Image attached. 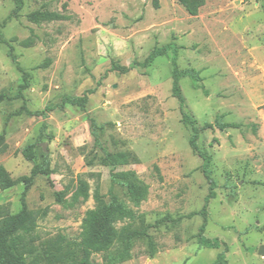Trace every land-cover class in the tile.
I'll return each mask as SVG.
<instances>
[{"label":"rangeland","instance_id":"1","mask_svg":"<svg viewBox=\"0 0 264 264\" xmlns=\"http://www.w3.org/2000/svg\"><path fill=\"white\" fill-rule=\"evenodd\" d=\"M17 7L16 0H0V135L7 144L0 165L13 179L30 175L33 162L22 150L34 142L40 160L50 159L26 196L40 264H73L86 251L96 264H213L224 251V245L197 243L209 183L172 92L174 48L178 68L202 77L203 88L180 81L186 112L200 127L218 116L241 124L205 129L198 140L212 156L217 182L205 235L227 244V264H264L258 254L264 244V0H205L197 15L178 0H23ZM42 8L72 18L31 22L28 15ZM31 35L33 45H23ZM10 45L21 69L8 55ZM165 46L166 53L146 63ZM22 70L29 82L23 96ZM86 93L85 109L61 106L65 96ZM47 107L53 109L46 116L30 113ZM90 118L104 125L100 146ZM106 152L129 160L112 165ZM113 174L146 185V198L136 205ZM23 189L22 183L0 189V204L19 213ZM111 194L135 219L117 220L116 239L93 247L83 220L97 196L108 203ZM145 227L157 253L149 256L148 239L136 237L132 257L115 263L122 234Z\"/></svg>","mask_w":264,"mask_h":264},{"label":"trees","instance_id":"2","mask_svg":"<svg viewBox=\"0 0 264 264\" xmlns=\"http://www.w3.org/2000/svg\"><path fill=\"white\" fill-rule=\"evenodd\" d=\"M18 7L21 8L23 0H16ZM178 2L185 7L190 15H197L201 7L205 4V0H178ZM67 7V4H64V8ZM16 13V12H15ZM72 16L68 13H62L58 11H52L46 8L38 9L31 12L28 15V19L35 23L41 24L42 22H53L61 20H70ZM35 36L31 35L29 38L23 41V45L31 46L35 42ZM3 42L2 33L0 31V43ZM8 55L11 57L12 61L16 66L21 69L17 57L13 52V46H9ZM168 50V46L163 48H156L148 56L146 63H150L156 57L163 55ZM172 78L173 86L172 92L174 97H176L180 104V109L182 112V121L189 125L192 130V134L189 140L190 147L192 150L199 155L202 159V172L209 183V193L205 198V204L203 209L199 212L200 215L204 217V222L199 228L197 234V243L201 247L207 248H220L221 245H224V251L220 253L217 259L213 264H227L225 253L228 252V246L225 242H222L218 238H209L205 235L207 219H208V204L211 199H214L217 195L216 188L217 182L213 177L212 173V156L209 152L199 146L198 140L200 134L203 130L208 128L216 127L222 131L228 128H240L241 124L239 123H230L225 122L220 116L216 117L214 123H205L202 127L197 124L195 118H193L189 113L186 112V97L183 93L181 87V79L189 78L192 82V85L195 88H203L201 85L202 77L200 72L196 69H179L177 65V49L174 48V56L172 59ZM115 68H119L123 72H127L130 67H119L114 65ZM23 72V83L20 85L19 95L23 96L22 90L28 87V73L24 70ZM208 94L207 90H204ZM3 97L0 95V102ZM89 101L88 93L83 96H65L63 98L62 105L71 104L85 109ZM52 107H47L45 111L42 112H30L33 115H43L46 116L47 111H51ZM92 133L95 138V143L101 145V133L104 130V125H99L94 118H90ZM250 127L253 129V132L256 133L257 126L252 124ZM38 144L37 142L26 145L23 150V156L33 162V167L31 169L30 175L23 176L18 179H13L10 173L6 168L0 165V189L6 190L18 183L24 185V189L21 193V204L22 208L19 213L12 214L8 204H0V264H40V258L36 255V246L34 245L37 234H36V221L32 213L28 210L27 206V192L30 189L36 176L43 174L46 168L50 164V159L48 155H43L42 160L37 152ZM7 144L5 141L4 135H0V152L5 151ZM107 161L116 165L118 163L124 164L127 163L129 158L125 153L112 154L106 152ZM112 179L115 183L119 184L126 189L130 199L136 204L139 205L147 196L148 188L146 185L135 181L130 178L128 174H113ZM60 197V195H57ZM98 205L95 209L89 210L86 213V216L83 220L84 227L87 231L86 243L93 247H104L109 245L116 239V231L113 224L117 220L123 219H135L134 212L129 209L124 202H122L116 194H111L110 201L104 203L100 197L97 196ZM136 237H144L148 239V249L147 253L149 256L153 257L158 249L155 246L154 241L152 240L150 234L148 233L147 227L142 230H129L122 234L121 244L122 252L116 256L113 261L115 263H122L132 257V250L134 245V239ZM89 246V247H91ZM88 247V246H87ZM73 264H96L90 259L89 253L86 251L82 258L78 262Z\"/></svg>","mask_w":264,"mask_h":264},{"label":"water","instance_id":"3","mask_svg":"<svg viewBox=\"0 0 264 264\" xmlns=\"http://www.w3.org/2000/svg\"><path fill=\"white\" fill-rule=\"evenodd\" d=\"M258 254L264 259V244L259 247Z\"/></svg>","mask_w":264,"mask_h":264}]
</instances>
